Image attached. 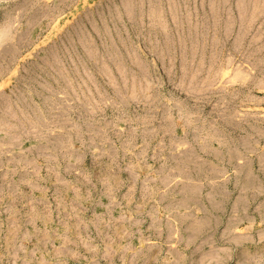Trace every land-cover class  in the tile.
<instances>
[{"label":"rangeland","instance_id":"obj_1","mask_svg":"<svg viewBox=\"0 0 264 264\" xmlns=\"http://www.w3.org/2000/svg\"><path fill=\"white\" fill-rule=\"evenodd\" d=\"M0 264H264V0H0Z\"/></svg>","mask_w":264,"mask_h":264}]
</instances>
